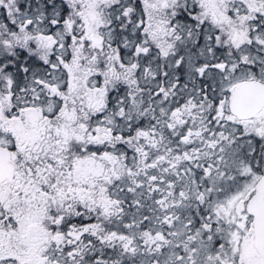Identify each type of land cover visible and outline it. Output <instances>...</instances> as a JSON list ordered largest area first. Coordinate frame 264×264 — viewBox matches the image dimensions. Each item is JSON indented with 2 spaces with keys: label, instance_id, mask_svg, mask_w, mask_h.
<instances>
[{
  "label": "snow or ice",
  "instance_id": "obj_1",
  "mask_svg": "<svg viewBox=\"0 0 264 264\" xmlns=\"http://www.w3.org/2000/svg\"><path fill=\"white\" fill-rule=\"evenodd\" d=\"M0 264H264V0H0Z\"/></svg>",
  "mask_w": 264,
  "mask_h": 264
}]
</instances>
